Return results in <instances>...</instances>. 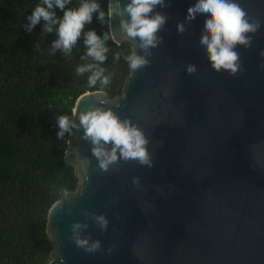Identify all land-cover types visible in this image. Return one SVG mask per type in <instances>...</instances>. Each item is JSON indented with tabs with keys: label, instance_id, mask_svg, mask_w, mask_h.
Instances as JSON below:
<instances>
[{
	"label": "water",
	"instance_id": "95a60500",
	"mask_svg": "<svg viewBox=\"0 0 264 264\" xmlns=\"http://www.w3.org/2000/svg\"><path fill=\"white\" fill-rule=\"evenodd\" d=\"M194 2L157 6L168 16L157 33L163 42L151 49L149 65L129 70L121 95L95 91L76 100L77 124L80 111L99 106L139 126L152 167L121 160L102 172L83 129H73L64 159L78 182L48 211L52 251L45 264H264V0H237L260 27L248 34L250 47H236L243 71L235 76L214 71L199 47L205 17L185 21ZM119 3L108 1V26L112 40L132 51L119 24L128 19V0ZM177 22L185 23L184 33ZM84 212L104 214L107 229ZM77 221L88 224L82 236L99 240V251L87 253L70 239Z\"/></svg>",
	"mask_w": 264,
	"mask_h": 264
},
{
	"label": "trees",
	"instance_id": "16d2710c",
	"mask_svg": "<svg viewBox=\"0 0 264 264\" xmlns=\"http://www.w3.org/2000/svg\"><path fill=\"white\" fill-rule=\"evenodd\" d=\"M108 1L98 0L105 12L97 14L84 31L103 36L109 31ZM81 0H71L76 7ZM42 0H0V264H45L52 251L46 234L50 207L76 189L78 179L64 154L69 134L57 138L56 117L73 119L76 100L87 92L100 91L99 82L88 84L91 73L76 68L95 63L85 57L83 34L71 54L53 51L56 32H43L44 21L26 30L35 6ZM58 17L63 13L54 9ZM106 61L100 65L110 82L103 91L113 99L122 93L129 75L124 56L128 43L112 39ZM120 58L116 59V54Z\"/></svg>",
	"mask_w": 264,
	"mask_h": 264
},
{
	"label": "clouds",
	"instance_id": "9594fccd",
	"mask_svg": "<svg viewBox=\"0 0 264 264\" xmlns=\"http://www.w3.org/2000/svg\"><path fill=\"white\" fill-rule=\"evenodd\" d=\"M69 4L71 0H42L27 17L29 23L25 26L26 30L31 31L43 20V32L55 31L57 35V39L52 42L53 51L59 49L66 56L71 54L83 34L86 52L81 59L91 57L95 63L78 66L76 72L91 73L88 77L89 86L93 87L99 82L100 91H103V86L110 82V76L104 74L105 69L100 65L107 59L109 48L106 42L114 39V36L111 29L99 36L94 29L84 31V28L92 22L94 13L97 14V19L104 23L105 12L101 10L98 0H81L76 7H67ZM157 6L166 8L169 5L166 0H128L123 6L122 11L127 14L128 19H120V30L134 42L133 50L124 56V60L133 72L149 65L150 60L147 57L152 56L151 49L163 42V38L157 33L163 29L168 16L166 13L155 11ZM116 7L120 8L119 0H116ZM54 9H59L63 13L62 17H58ZM108 14L111 17V4ZM198 15L205 17L199 47L206 54L211 68L216 72L223 70L232 76L242 72L240 54L235 49L238 45L244 48L251 46L252 37L248 34L258 31L259 22L248 17L237 0H195L187 9L185 21L191 22ZM176 30L178 33H184L185 23L177 22ZM137 48L142 51V55L137 53ZM260 55L264 57V50ZM115 58L119 59L120 54L117 53ZM185 70L189 75L197 71L196 66L191 63L186 65ZM101 103L103 104V101ZM77 118L78 124L67 115L57 116V138L63 139L65 133L71 135L73 129H83L82 139L90 142L92 156L96 159L100 171L108 172L110 166L121 160H134L140 165L152 167L148 151L149 139L130 119L121 120L112 108L99 106L86 107L78 113ZM89 164L90 161L86 158L82 161L85 167ZM132 182L140 187L138 177H133ZM84 216L86 219L90 217L101 231L107 229L109 222L104 214L84 212ZM87 228V223L73 222L70 225V239L76 247L87 253H95L101 249V242L92 240L90 235L82 236V232ZM111 251L109 248L108 252Z\"/></svg>",
	"mask_w": 264,
	"mask_h": 264
}]
</instances>
